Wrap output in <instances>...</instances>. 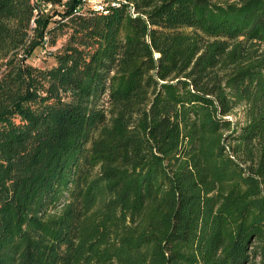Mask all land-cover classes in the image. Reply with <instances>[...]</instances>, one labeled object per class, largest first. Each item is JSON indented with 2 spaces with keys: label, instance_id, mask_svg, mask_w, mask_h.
I'll use <instances>...</instances> for the list:
<instances>
[{
  "label": "trees",
  "instance_id": "16d2710c",
  "mask_svg": "<svg viewBox=\"0 0 264 264\" xmlns=\"http://www.w3.org/2000/svg\"><path fill=\"white\" fill-rule=\"evenodd\" d=\"M0 264H264V0H0Z\"/></svg>",
  "mask_w": 264,
  "mask_h": 264
},
{
  "label": "rangeland",
  "instance_id": "374dc122",
  "mask_svg": "<svg viewBox=\"0 0 264 264\" xmlns=\"http://www.w3.org/2000/svg\"><path fill=\"white\" fill-rule=\"evenodd\" d=\"M109 1H116V0H88L85 4V7L88 9L98 8L99 6H104ZM59 9V8H57ZM65 37H61L58 39L55 46H50V43H45L43 47H38L34 50L31 57L29 58V64L33 65L34 67L38 68H48L53 65V59L49 56V53L57 52L61 46L63 45ZM234 122L235 121H242L243 115L242 110H237L235 115L231 118Z\"/></svg>",
  "mask_w": 264,
  "mask_h": 264
},
{
  "label": "built area",
  "instance_id": "2783aa9c",
  "mask_svg": "<svg viewBox=\"0 0 264 264\" xmlns=\"http://www.w3.org/2000/svg\"><path fill=\"white\" fill-rule=\"evenodd\" d=\"M87 1H88V0H82L83 5H85ZM105 6H106V4H105L104 6H99L98 8H95V7H94L93 9H95V10H102L103 7H105Z\"/></svg>",
  "mask_w": 264,
  "mask_h": 264
}]
</instances>
